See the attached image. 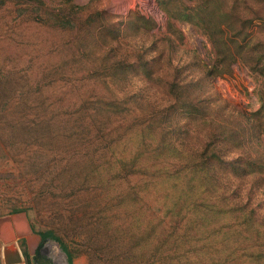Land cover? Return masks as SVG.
I'll list each match as a JSON object with an SVG mask.
<instances>
[{"label": "trees", "instance_id": "1", "mask_svg": "<svg viewBox=\"0 0 264 264\" xmlns=\"http://www.w3.org/2000/svg\"><path fill=\"white\" fill-rule=\"evenodd\" d=\"M18 1L25 7L15 10L20 21L48 31L0 47V108L4 114L32 111L31 120L11 123L28 124L20 130L42 148L63 136L77 141L69 154L75 162L63 170L64 187L73 194L92 188L107 193L108 207L137 213L123 233L107 221L96 236L110 237L129 264H264V198L254 196L264 183V0H201L193 7L161 0L168 18L161 37L149 34L150 20L132 13L107 20L103 12L83 14V7L68 6L42 15L41 0ZM173 20L197 28L211 46V65H184L198 69L200 77L183 79L175 65L177 37L182 38ZM48 32L51 40H61L52 42L56 46L38 49L31 43L27 49V39L36 41ZM140 34L138 43L149 37L155 51L149 60L143 59L145 48L134 52L131 37ZM236 64L258 82L259 108L237 112L226 124L228 117L220 113L226 109L214 106L209 90L216 79L231 77ZM154 65H160L156 75ZM15 67L27 71L18 86L6 75ZM85 78L91 86L79 94ZM64 81L62 96L43 94ZM137 81L141 90H134ZM176 111L189 122L173 118L170 113ZM219 115L223 118L217 121ZM236 149L240 157L228 158ZM245 176L251 178L247 189ZM36 234L65 250L52 231ZM65 253L72 264V254Z\"/></svg>", "mask_w": 264, "mask_h": 264}, {"label": "rangeland", "instance_id": "2", "mask_svg": "<svg viewBox=\"0 0 264 264\" xmlns=\"http://www.w3.org/2000/svg\"><path fill=\"white\" fill-rule=\"evenodd\" d=\"M2 1H5L4 6L1 5ZM41 1L45 3L42 15L55 10L66 9L68 6L83 7V14L103 12L107 20H113L112 17L108 18V16H121V20H124L125 16L132 13L137 18L144 17L152 22L153 26L149 32L150 35L155 34L161 37L167 31L168 18L159 5L161 0ZM183 1L187 7H193L201 2V0H179L178 3L181 4ZM17 8L24 9L25 7L18 0H0V47L3 44L17 45L14 43H19L26 36L29 38V34L34 37L35 32L38 35H42V32L48 31L46 27L37 26L32 22H21L22 16L15 13ZM116 21H120V19ZM172 23L175 27L173 30L182 38V40L178 39L176 35L178 50L173 56L175 65L177 64L182 69L183 79L188 80L190 77H200L201 72L198 69H193L192 66L185 68L184 65L193 64V61H196L200 67L211 65L214 60L211 46L197 28L186 22L173 20ZM253 25H259V22L255 21ZM51 34V32L50 34L48 32L46 37L36 41L34 39L29 41L26 38L25 46L27 49L29 48V51H31V43L39 45L38 49H47L50 45L56 46L61 40L56 38L51 40ZM140 36H143V34L131 37L132 44L136 45L134 52L137 49L145 48L147 52L143 59L149 60L155 51L149 47V37H144L145 42L139 44ZM52 42L57 44L54 45ZM17 48L13 50L16 53H20V49ZM136 52L140 53L139 51ZM55 59L58 61V56H55ZM55 59H52V61H55ZM159 67L160 65L153 66L152 70L158 69L155 75L159 72ZM76 68V66L71 67L67 72H72L73 74ZM15 70L16 72H11L10 74L9 69H7L8 73L6 75L9 76V81L13 85L18 86V82L20 84L27 71L23 74L16 67ZM232 70L231 77L222 76L216 79L210 88L211 90H209V96L214 101V106L220 107L223 105L225 107L226 110H221L220 113L224 112L225 116L223 117H228L225 119L226 124H231L232 120L236 119L237 112L249 114L259 108L257 100L259 84L256 79L250 76L240 64L234 65ZM25 77L29 80L27 76ZM91 83L92 81L89 78H85L82 86L85 89L81 90L79 94H83L90 88ZM133 86L134 90H141L142 88L138 81L133 83ZM66 90L67 87L64 81V84L60 83L54 89H47V92L44 91L43 94L53 97L55 96L54 93H57L62 96ZM96 91L98 92L97 95H102L101 91ZM32 95L29 94L32 99L33 96L36 98L41 96ZM217 103L219 105H216ZM1 110L0 108V218L17 215L12 214V210H22L23 213H20V215H24L29 227L31 225L34 228V233H32L37 236L36 233L52 231L64 245L65 250L72 254V264H129V261L124 259L128 258V256L123 254L119 256L110 237L96 236L97 227L110 221L113 229L118 228L123 233L124 230L131 227L137 213L120 211L113 206L108 207L106 204L109 201L107 193H101L92 188L88 192L81 191L73 194L70 189L64 187L63 180L67 176L63 170L71 167L69 163L75 162L74 159L70 161L71 157H69V154L71 150L76 149L77 141L63 136L61 139L59 138L58 142L53 143L55 146L48 145L46 148H42V146L36 145L26 135V129L25 132L20 130V128L28 126V124H23L24 126L19 127V124L11 123L19 120H24L25 122L31 120L32 111L25 110L20 112L17 109L10 114L5 111L6 113L4 114ZM179 113L180 111H176L170 113V115L173 118L176 116V120L182 123L186 119L184 116H179ZM223 117L219 115L216 120L220 121ZM58 120L60 121L59 118H55L53 122L57 123ZM262 143L264 144V136L262 137ZM58 146L60 147L57 148ZM237 151V149L230 150L227 157L239 158L240 152ZM127 155L129 154L127 153L125 157ZM34 165L37 166L35 167ZM261 170L260 176H264V168ZM243 179V187L245 189L249 188L251 178L245 176ZM254 179L256 181L259 178L256 176ZM262 185H259L260 190L256 195L254 194L256 199L264 198V183ZM89 235L94 237L89 238ZM17 246L21 251L23 264H65L66 258L64 256L67 257L66 251L51 238L41 241L33 255H30L27 249H24L23 242L18 241ZM95 248L96 252H94ZM91 254L93 258L89 257ZM237 264H243V261H238Z\"/></svg>", "mask_w": 264, "mask_h": 264}, {"label": "crops", "instance_id": "3", "mask_svg": "<svg viewBox=\"0 0 264 264\" xmlns=\"http://www.w3.org/2000/svg\"><path fill=\"white\" fill-rule=\"evenodd\" d=\"M18 241L24 243V249L30 255L35 253L41 243L39 236L32 233L24 215L0 218V255L6 250V256L10 260L21 253L17 246Z\"/></svg>", "mask_w": 264, "mask_h": 264}, {"label": "water", "instance_id": "4", "mask_svg": "<svg viewBox=\"0 0 264 264\" xmlns=\"http://www.w3.org/2000/svg\"><path fill=\"white\" fill-rule=\"evenodd\" d=\"M6 254H7V251L3 250V255H0V264H23V257L21 253L16 254L15 257L10 260L8 259ZM64 257L66 258L65 264H68L67 257L66 256Z\"/></svg>", "mask_w": 264, "mask_h": 264}]
</instances>
